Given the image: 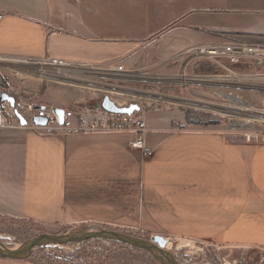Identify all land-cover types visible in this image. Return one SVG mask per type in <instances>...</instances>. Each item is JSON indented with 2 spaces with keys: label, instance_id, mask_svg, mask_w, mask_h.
<instances>
[{
  "label": "crops",
  "instance_id": "crops-1",
  "mask_svg": "<svg viewBox=\"0 0 264 264\" xmlns=\"http://www.w3.org/2000/svg\"><path fill=\"white\" fill-rule=\"evenodd\" d=\"M0 11V63L49 57L158 68L214 40L208 31L217 29L179 25L202 14L234 13L245 30L264 32V0H0ZM0 91L26 105L14 87ZM154 117L148 158L127 133L47 135L10 121L0 130V217L264 250V144Z\"/></svg>",
  "mask_w": 264,
  "mask_h": 264
},
{
  "label": "built area",
  "instance_id": "built-area-1",
  "mask_svg": "<svg viewBox=\"0 0 264 264\" xmlns=\"http://www.w3.org/2000/svg\"><path fill=\"white\" fill-rule=\"evenodd\" d=\"M2 16L3 13L0 11V19ZM208 33L214 37V40L191 45L172 58L188 57L191 60H204L211 67L220 71L218 75L193 76L185 73L156 78L145 74L152 81H136L134 78L139 75L138 71L128 70L119 63L97 66L49 57L26 60L9 59V62L4 60L6 62L0 63V69L4 71L6 76L14 78L19 84L36 82L69 86L80 90L99 92L102 97L106 95L111 101H113L114 96H117L115 95L116 92L113 93L109 91L110 89L101 87L116 90L125 89L118 86L121 83L144 82L154 84L153 82L157 81L169 88L180 86L206 89L210 91V98L212 99L178 98L170 95L159 96L210 105L211 110L194 106L189 107L212 115L213 119L217 120L226 132L232 134L235 141L264 144V32L255 30H210ZM159 79H162V81H159ZM177 79L180 81H177ZM182 79L186 82L182 83ZM210 79L218 80L215 81V86L199 82V80ZM145 92L158 95V93ZM3 93L7 92L0 91V95ZM115 104L118 107H128L130 104L137 103ZM17 109L26 121V126L44 134L127 133L132 136L131 148L142 151L144 157L151 156V151L144 149V134L147 131V123L142 110L128 115L107 113L102 109L95 110L90 107H77L63 110V119L60 123L54 108L51 107H32L31 104H26ZM26 111H28V116L24 115ZM35 117L46 119V125L36 126L33 121ZM12 120H16L19 125V120L9 103L0 104V130L12 126L10 124Z\"/></svg>",
  "mask_w": 264,
  "mask_h": 264
},
{
  "label": "rangeland",
  "instance_id": "rangeland-1",
  "mask_svg": "<svg viewBox=\"0 0 264 264\" xmlns=\"http://www.w3.org/2000/svg\"><path fill=\"white\" fill-rule=\"evenodd\" d=\"M234 13H218V15L192 16L188 20L182 21L179 25H188L192 27H201L206 29L217 30H245L248 26L236 21L238 17ZM182 32L191 31L187 27ZM192 32V31H191ZM195 33V32H193ZM201 35L204 33H195ZM195 75L203 76L209 74H220V71L211 67L206 61L188 57L172 58L164 65L153 69H143L138 74H147L157 77L167 75ZM7 77L8 83L16 89L18 101L26 104H32V107H38L42 104H57L63 109H74L77 107L86 108L90 104L99 102L102 94L96 91L80 90L78 88L61 86L50 83L23 82L18 83L14 78L6 76L4 71L0 69V77ZM144 81V80H143ZM160 81V80H159ZM147 83H121L125 89L140 90L158 93V95H170L178 98L192 97L195 99H212L210 91L201 88H190L172 86L171 88L159 84ZM34 87H36L34 89ZM40 100V101H39ZM112 100L119 104L137 103L141 107L146 122H156L154 115L161 119H171L170 124H177L179 117L189 119L191 122H209L217 121L212 115L200 110L193 109L189 106L168 104L162 100L134 99L129 96H114ZM36 102V104H34ZM76 102V103H75ZM79 103V104H78ZM28 116V111L24 113ZM190 125V124H187ZM192 125V124H191ZM150 126V125H148ZM219 127L226 131L221 124ZM234 138V137H233ZM235 140V139H234ZM109 230L127 235H131L146 241H150L151 235L139 229H119V228H103L91 226H79L75 228H47L27 221L14 219H5L0 217V247L11 251L23 249L26 244L35 241L38 237L44 235H61L80 231H98ZM164 237V236H163ZM169 239L164 253L171 262L176 264H264V250L253 249H231L219 245L196 242L183 239ZM53 247L57 250L54 251ZM45 249V250H44ZM44 249H37L28 257L19 261H11L0 258V261H8L9 264H53L55 258H65L76 261L82 259L93 264H166L165 259L155 251L148 252L146 250H136L125 245L112 244L108 241L97 240L87 244L72 243L61 246H47Z\"/></svg>",
  "mask_w": 264,
  "mask_h": 264
},
{
  "label": "water",
  "instance_id": "water-1",
  "mask_svg": "<svg viewBox=\"0 0 264 264\" xmlns=\"http://www.w3.org/2000/svg\"><path fill=\"white\" fill-rule=\"evenodd\" d=\"M5 102L9 103L10 107L14 110V114L19 120L20 125L26 126V121L21 117L18 112L16 100L13 97L3 93L0 95V104ZM89 107L94 108L95 110L102 109L107 113L128 115H131L135 112H140L141 110L140 106L137 104H130L128 107H118L106 95L102 97L101 101L96 102L94 104H90ZM54 112L59 117L60 123H62L64 112L63 109L54 108ZM33 121L36 126H44L47 122L46 119L38 117H35ZM88 240L115 241L125 245L134 246L138 249L146 250L148 252L155 251L165 259V261L167 262L166 264H176L171 262V260H169L164 253V250L167 244L169 243L168 238L154 235L151 237L150 241H146L131 235L109 230L80 231L61 235H44L38 237L35 241L26 244L23 249L18 251H11L7 249H2L0 247V258L11 261H19L28 257L31 251L35 248L46 246H61L72 243L79 244Z\"/></svg>",
  "mask_w": 264,
  "mask_h": 264
},
{
  "label": "bare ground",
  "instance_id": "bare-ground-1",
  "mask_svg": "<svg viewBox=\"0 0 264 264\" xmlns=\"http://www.w3.org/2000/svg\"><path fill=\"white\" fill-rule=\"evenodd\" d=\"M136 81H152L151 78L147 77L145 74H139L137 77L134 78ZM158 80V79H155ZM160 81H162V79H159ZM177 81H180L179 79H177ZM190 81V80H187ZM218 80H199V82L201 84H209V85H216V82ZM182 83H185L186 81L184 79L181 80ZM103 89H110V92H116L115 95L117 96H133V97H137V98H143V99H149V100H162L164 102H168V103H174L177 105H187V106H194V107H200V108H204L207 110H211L212 107L210 105H205V104H197L196 102L193 101H189V100H180V99H167L165 97H161L159 95H155V94H149L146 92H141V91H136V90H130V89H116L114 90V88H106V87H101Z\"/></svg>",
  "mask_w": 264,
  "mask_h": 264
},
{
  "label": "trees",
  "instance_id": "trees-1",
  "mask_svg": "<svg viewBox=\"0 0 264 264\" xmlns=\"http://www.w3.org/2000/svg\"><path fill=\"white\" fill-rule=\"evenodd\" d=\"M0 88H4V90H7V89L11 88V85L8 83L7 79L5 77H2V76L0 77ZM186 122H187V124H194V125H199V126H203V127L204 126H219V124H220L218 121H209V122L197 121V122H191V118L189 119L188 117L186 118ZM27 222L32 223V224H37V223H35L34 221H31V220H29ZM148 236H149V234H148ZM91 241H97V240H88V241L82 242L81 244H87L88 242H91ZM108 242L112 243V244L125 245V244L118 243V242H115V241H108ZM125 246H128V247H130L132 249L141 250V249H138L137 247H134V246H129V245H125ZM46 247L35 248V249H33L31 251L30 254H32L37 249H44ZM53 248H55V249H53L54 251L57 250L56 247H53ZM51 263H53V264H93L91 262H86V261H84L82 259H78L76 261H73L71 259H65L63 257L55 258ZM48 264H50V263H48Z\"/></svg>",
  "mask_w": 264,
  "mask_h": 264
}]
</instances>
